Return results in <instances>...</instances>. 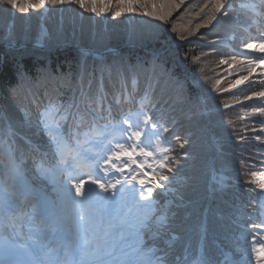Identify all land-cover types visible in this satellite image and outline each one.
<instances>
[{
	"label": "snow or ice",
	"instance_id": "1",
	"mask_svg": "<svg viewBox=\"0 0 264 264\" xmlns=\"http://www.w3.org/2000/svg\"><path fill=\"white\" fill-rule=\"evenodd\" d=\"M184 4L185 0H0V9L28 14L76 6L113 20L135 13L150 18L143 22L146 29H129L128 42L135 48L169 31L163 25H170L179 41H204L200 30L214 26L217 14L227 16L232 7L229 0H205L196 13L199 22L178 25L174 13ZM242 7L256 11L258 6ZM259 7L264 9V0ZM256 15L261 21L257 35L243 43L244 58L230 57L249 74L257 67L264 69V11ZM64 43L51 37L46 47L51 51ZM219 43L207 40L208 46ZM90 54L80 49L75 68L69 63L67 70L48 58L31 66L16 65L11 75L0 70V96L8 101L0 105V264H217L202 250L191 259L187 250L183 256L176 251L174 208L183 203L187 182L196 179L178 176L185 167L182 162L197 157L193 133L181 134L177 120L156 99L160 79L166 77L174 84L176 104L188 106L183 115L196 124L207 112V93L201 89L195 97L189 95L184 83L167 72L158 49L148 61L101 60L91 70L86 61ZM206 55L193 54L192 63ZM243 81L250 88L257 83L242 75L228 81L227 88L220 87V79L211 88L218 94L229 92ZM258 83L259 91L242 100L237 96L234 103L243 107V101H259L245 116L260 117L259 128H252L253 139L264 144V72ZM167 107L175 110L174 105ZM203 164L213 183L223 187L225 177L218 176L214 160L206 157ZM245 175L251 179L240 187L256 193L249 196L251 204L244 205L252 207V213L241 215V239L252 237L251 258L245 249L240 260L228 264H264V171L248 170ZM201 230L206 231L205 224Z\"/></svg>",
	"mask_w": 264,
	"mask_h": 264
},
{
	"label": "trees",
	"instance_id": "2",
	"mask_svg": "<svg viewBox=\"0 0 264 264\" xmlns=\"http://www.w3.org/2000/svg\"><path fill=\"white\" fill-rule=\"evenodd\" d=\"M196 5H201L197 3ZM195 4L185 3L174 13L176 17L175 22L178 25L188 24L191 20L192 26L199 22L200 18L196 15L199 12V8ZM187 9V13H185ZM183 13V15H181ZM43 15L46 19L39 21L40 16ZM131 15V17H130ZM78 16H82L78 12V8L73 6L72 9L65 10H50L47 13L43 10H39L38 13L29 12L28 14H22L19 12L5 13L0 9V70H3L6 75H11L10 69L16 65L31 66V64L40 58L51 59L53 64H62L67 70L68 64L71 63L75 68L76 62L80 58V51L76 46H87L96 51H103L107 48L116 49L114 55L107 52L105 57L96 59L91 56H87V65L99 66L101 60L111 63L118 58L124 59L131 63H136L137 58L148 61L151 59V53L154 49H158L161 53V62L165 69L174 79H179L185 85L186 92L195 97L197 93L203 89L207 95L213 93L211 84L215 80L220 79V87H228V81L236 80L240 77L237 69L239 66L230 63L229 59H225L220 52L216 49V46H208L207 40H212L213 37H218L222 30H225L226 24L223 25L222 19L214 26L201 29L200 32L205 34L206 39L199 41L198 39H191L192 42H183L175 39V34L170 32V25H163L164 28H168L169 31L161 32L159 39L146 40L143 45H138L133 48L128 42L129 29L144 30L147 28L143 22L150 20L148 17H144L138 14H126L116 20H113L110 15H101L96 19V24L82 25L88 23V19L84 20V17L79 19ZM225 16V15H224ZM223 16V17H224ZM105 19H104V18ZM129 18L132 23L129 24ZM43 21V22H42ZM153 24L158 22L152 21ZM42 24L45 25L47 35H43ZM51 37H59L65 43L58 49H52L51 51L46 47L50 43ZM40 40L43 47H34L32 44ZM12 45H9V44ZM20 45V50L16 49ZM206 52L209 55L200 56L199 61L195 64L192 63V55L197 56L200 53ZM188 53V59H184V54ZM224 59L229 61L226 64H220V60ZM160 79L158 94L174 93L168 90V86L164 85ZM140 83L144 85L143 77H141ZM173 84V83H172ZM166 86V87H165ZM111 88V86H109ZM246 93L234 92L224 93L214 96L208 101V105L211 111L208 115H204L198 118L196 124H191L187 117L183 115L187 111V105L184 104H172L167 100V104L174 105L175 109L173 116L179 123L180 133L191 131L193 133L192 139L194 141L193 151L196 154L195 161L182 162L185 163V167L181 169L179 174L180 179L183 177L196 176L195 180H189L186 186L182 189L184 193V201L182 204H192L195 198L198 196L195 188L201 192L199 194V200L204 205V200L207 196L206 188V175L207 170L204 167L203 160L207 157L213 159L215 166H229L232 170L231 181L234 186H239L247 179L244 175L237 176L234 169L236 162H241L247 158L248 154L243 150L241 141L242 135H237L240 130L244 131V134L250 140H254V132L252 131L251 116H245L246 112L251 111V104H245L243 107L241 104L234 103L237 96L241 99ZM162 96H164L162 94ZM174 101V100H173ZM1 105L8 103L0 96ZM3 103V104H2ZM165 103V104H166ZM224 103L232 105L230 108L225 109ZM231 121V123H229ZM212 135L216 137L222 147V151L216 152L212 142ZM238 145V148L233 147L234 144ZM246 162V167H247ZM223 194V193H216ZM214 198L210 200V207L207 210L206 217L208 218L206 223V241L205 246L209 248V251H216V240L219 239L220 233L218 225L215 221ZM217 204V202H216ZM198 208V207H197ZM202 215L197 217L198 221L202 222ZM196 219V220H197ZM200 222V223H201ZM200 226L184 231L178 229L175 226V234L177 235V241H190V248L192 251L195 249L197 239L200 235ZM183 243L179 242L177 248H182Z\"/></svg>",
	"mask_w": 264,
	"mask_h": 264
},
{
	"label": "rangeland",
	"instance_id": "3",
	"mask_svg": "<svg viewBox=\"0 0 264 264\" xmlns=\"http://www.w3.org/2000/svg\"><path fill=\"white\" fill-rule=\"evenodd\" d=\"M78 12H79V14L80 15H82V16H78L79 17V19H81L82 17H84V20H86V19H88V23H84V24H82V25H89V24H96V19L98 18L97 16H94L93 14H91V13H84L82 10H80V9H78ZM108 15H106V17H107ZM41 18H39V21L40 20H42V19H44L45 17L43 16V15H41L40 16ZM100 17V16H99ZM130 17H131V15H130ZM104 18V17H103ZM125 18H128V17H126L125 16ZM105 19V18H104ZM44 20H46V19H44ZM43 22V21H42ZM97 25V24H96ZM18 44H22V43H18ZM17 50L19 49H21L20 48V46H17V48H16ZM247 76H249V78H250V76L251 75H247ZM249 80H252V78L251 79H249ZM244 82V81H243ZM3 104V103H2ZM1 105V104H0ZM118 175V174H117Z\"/></svg>",
	"mask_w": 264,
	"mask_h": 264
}]
</instances>
